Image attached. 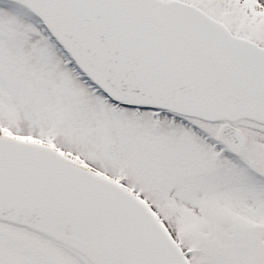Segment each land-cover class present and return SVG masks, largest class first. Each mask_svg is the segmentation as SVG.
I'll use <instances>...</instances> for the list:
<instances>
[{
    "label": "snow or ice",
    "instance_id": "snow-or-ice-1",
    "mask_svg": "<svg viewBox=\"0 0 264 264\" xmlns=\"http://www.w3.org/2000/svg\"><path fill=\"white\" fill-rule=\"evenodd\" d=\"M0 264H264V0H0Z\"/></svg>",
    "mask_w": 264,
    "mask_h": 264
}]
</instances>
